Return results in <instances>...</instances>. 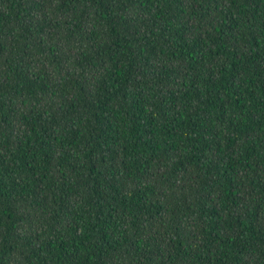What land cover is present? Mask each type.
I'll return each mask as SVG.
<instances>
[{
  "label": "trees",
  "instance_id": "1",
  "mask_svg": "<svg viewBox=\"0 0 264 264\" xmlns=\"http://www.w3.org/2000/svg\"><path fill=\"white\" fill-rule=\"evenodd\" d=\"M0 264H264V0H0Z\"/></svg>",
  "mask_w": 264,
  "mask_h": 264
}]
</instances>
